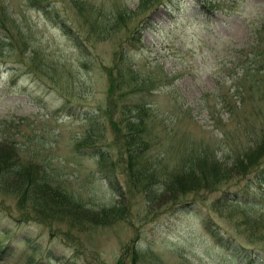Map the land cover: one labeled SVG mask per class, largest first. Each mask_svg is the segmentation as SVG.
I'll use <instances>...</instances> for the list:
<instances>
[{"label":"rangeland","instance_id":"1","mask_svg":"<svg viewBox=\"0 0 264 264\" xmlns=\"http://www.w3.org/2000/svg\"><path fill=\"white\" fill-rule=\"evenodd\" d=\"M255 33H264V0H0V132L13 134L20 156L44 165L86 211L125 207L109 222H82L38 214L0 190V264H250L232 259L201 219L263 249L259 168L185 190L163 169L182 147L219 135L227 113L211 92L235 90L245 66L237 50ZM141 102L140 136L128 138L136 111L125 105ZM101 134L114 171L101 170L93 148ZM127 147H144L141 159L158 173L151 184L127 176ZM219 147L231 167L236 155ZM223 195L248 206L213 208Z\"/></svg>","mask_w":264,"mask_h":264},{"label":"trees","instance_id":"2","mask_svg":"<svg viewBox=\"0 0 264 264\" xmlns=\"http://www.w3.org/2000/svg\"><path fill=\"white\" fill-rule=\"evenodd\" d=\"M200 6L206 12L214 10L203 1L200 2ZM237 51H239L240 57H244L241 63L244 62L245 66L234 81L235 90L232 94L226 91L211 92L212 101L216 100V105L224 107V112L227 113L224 120L218 121L219 135L214 139L209 136L203 140L204 143L202 142L201 145H195L189 149L182 147L180 149L182 150L181 156L176 154L178 158L180 156L178 162L171 168L163 169L166 181L170 179V183L175 187L183 190L188 187L198 189L204 186L209 188L218 181L220 182L224 178L223 176L226 177L229 171L234 168L237 174L246 175L250 171L249 169L258 167L254 178L260 180V174L264 175L260 166L264 156V33H255V38ZM239 66L241 67L242 64ZM125 106L130 112L133 109L137 113L134 111L135 118L128 122L129 127L124 135H127L128 138H133L134 135L140 136L143 121L141 111L147 110L146 103ZM96 116V114L89 115L91 120ZM137 127H139L138 130ZM96 138L102 139L103 134L101 137L97 135ZM208 139L212 140L209 142ZM98 142L102 144L101 147L93 148L100 150L99 163L103 168L101 170L114 171L117 163L112 158L108 159L110 156L106 153L107 149H102L107 147L105 141L102 139ZM220 145L226 146L230 153L236 155L231 167L227 164L222 165L220 162L221 157L216 153V149H220ZM141 150H144V147L140 149L127 147L126 151L129 154L126 160L128 168L126 174L134 179L146 175L149 179L146 181L151 184L158 175L157 168L155 169L154 165L152 167L148 159L137 157L138 151L139 155L143 154ZM104 158L109 161L106 162ZM139 163L142 164L140 170ZM105 175L109 178V173H105ZM152 178L154 179L151 180ZM144 181L143 185L147 186L144 188H149V185ZM59 182L44 169V165L40 166L37 161L20 156V146L17 145L13 134L0 132V190L15 194L20 204L28 205L31 202L33 206L39 207L40 212L36 211L38 214L48 213L50 216L65 214L64 216L74 219H79L82 216V222L91 221L98 224H102L104 221L109 222L119 217L124 211L125 207L123 206L96 212L86 211L84 207H80L79 203L72 201V197H69ZM244 187L246 188V185ZM251 195V197L254 196L252 192ZM179 200L177 198L176 203ZM228 203L234 212H239V210L244 212L242 208L248 206L242 205L241 203L245 202L236 197L228 200L226 195L214 200L212 206L216 208L217 205L224 206ZM253 206H258V204L255 203ZM205 217L206 220L201 219L204 229L219 245L225 247L227 254L232 259H241L242 262H245L244 259H246L250 264H264V248L255 249L243 245L234 238L232 233L224 231L222 226L213 219L216 222L214 223L209 215H205Z\"/></svg>","mask_w":264,"mask_h":264},{"label":"bare ground","instance_id":"3","mask_svg":"<svg viewBox=\"0 0 264 264\" xmlns=\"http://www.w3.org/2000/svg\"><path fill=\"white\" fill-rule=\"evenodd\" d=\"M103 133V132H102ZM149 151H151L150 149H148ZM141 151H143V150H141ZM141 153V152H140ZM148 153V152H147ZM157 153V152H156ZM135 155V154H134ZM137 155V157L139 156V157H141V155L142 154H140L139 155V153L138 154H136ZM136 155H135V157H136ZM145 155V154H144ZM147 155V154H146ZM154 155V154H153ZM143 156V155H142ZM151 157H153V156H151ZM142 158V157H141ZM146 159H148V158H146ZM164 160V159H163ZM151 160L149 159V162H150ZM117 163V162H116ZM155 164V163H154ZM130 178V177H129ZM128 182V181H127ZM132 182V181H131ZM8 247V246H7ZM8 251V250H7ZM4 252V251H3ZM147 257H149V256H147Z\"/></svg>","mask_w":264,"mask_h":264}]
</instances>
